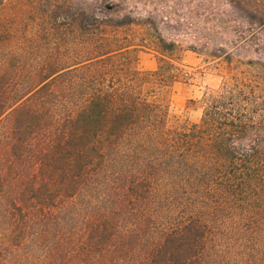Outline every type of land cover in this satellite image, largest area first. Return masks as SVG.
Instances as JSON below:
<instances>
[{"label": "trees", "instance_id": "1", "mask_svg": "<svg viewBox=\"0 0 264 264\" xmlns=\"http://www.w3.org/2000/svg\"><path fill=\"white\" fill-rule=\"evenodd\" d=\"M5 6L0 264H264V92L172 117L169 62L142 69L71 1Z\"/></svg>", "mask_w": 264, "mask_h": 264}, {"label": "rangeland", "instance_id": "2", "mask_svg": "<svg viewBox=\"0 0 264 264\" xmlns=\"http://www.w3.org/2000/svg\"><path fill=\"white\" fill-rule=\"evenodd\" d=\"M23 1L0 0V12L2 2L8 10ZM67 1L110 24L108 38L136 46L142 69L173 65L178 77L166 94L172 117L198 121L197 100L224 82H250L264 92V0ZM248 27L260 31L251 35ZM163 41L176 48L162 51Z\"/></svg>", "mask_w": 264, "mask_h": 264}]
</instances>
